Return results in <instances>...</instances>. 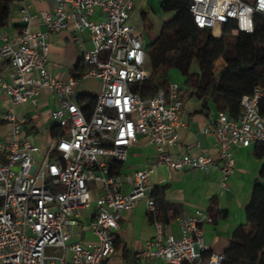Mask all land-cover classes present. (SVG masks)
<instances>
[{
	"label": "built area",
	"instance_id": "2783aa9c",
	"mask_svg": "<svg viewBox=\"0 0 264 264\" xmlns=\"http://www.w3.org/2000/svg\"><path fill=\"white\" fill-rule=\"evenodd\" d=\"M18 7L23 26L17 37L0 34V101L10 106L0 113L10 128L0 138V264H111L121 214L143 200L148 212L155 211L149 186L154 166L208 172L219 162L225 188L236 170L234 149L264 144L262 94L255 90L242 98L237 120L219 112L209 127L219 140L218 160L168 151L178 144L190 93L176 84L155 97L133 91L150 77L144 36L129 24L134 0H56L52 9L40 11L21 0ZM189 11L197 27L217 37L219 31L221 37L222 28L232 23L239 31L253 32L254 17L264 15V5L262 0H190ZM249 23L251 30L245 26ZM35 24L43 30L32 31ZM70 27L77 35L88 33L93 49L83 50L78 40L85 69L80 78L61 80L48 69L49 38ZM89 78L99 79L101 88L86 115L77 90ZM44 92L55 98L49 121L57 136L37 162L40 149L25 135L24 119L13 110L25 103L37 107ZM142 137L154 148V163L130 175L113 172L112 166L123 165ZM93 204L89 229L95 242H71ZM175 223L178 238L157 221L155 238L136 261L121 264L224 263V255L210 251L203 238V225L213 224L209 210L181 215ZM47 249L60 253L48 256Z\"/></svg>",
	"mask_w": 264,
	"mask_h": 264
},
{
	"label": "crops",
	"instance_id": "0c3cea01",
	"mask_svg": "<svg viewBox=\"0 0 264 264\" xmlns=\"http://www.w3.org/2000/svg\"><path fill=\"white\" fill-rule=\"evenodd\" d=\"M157 1L159 0H134L135 7L131 12L129 24L136 27L138 32L144 36V39L143 28H148L146 24L142 25L139 18L133 17L132 14H135L136 17L141 12L142 15L145 14L147 22L150 24L149 27L152 28L153 21H158L159 17L158 9L154 7ZM29 2L35 11L50 10L56 4V0H44L43 3L36 0H29ZM18 6L16 5L13 8L9 26L0 30V34L6 33L10 39H15L23 26ZM96 18H99V15ZM31 30L37 32L43 29L35 24L31 27ZM160 33L149 36L150 43L156 40ZM78 40L82 43L83 50L90 51L93 49L88 33L77 35L71 27L50 36L48 69L55 78L66 79L78 73L77 69L79 67L85 69L83 50L77 43ZM147 45L145 39V47ZM234 75L238 81L245 77L242 74ZM178 80L179 77L176 74L169 72L170 84H176L183 89V85H180ZM100 88L101 85L99 84L98 93L95 95L91 92H85L82 95L97 97ZM250 88L252 87L250 86ZM243 92L246 93L244 89ZM189 93L190 95L184 100L183 126L179 131L178 144L173 148H169L168 151L174 155L187 154L193 157L205 155L218 160L219 140L215 134L210 132L209 127L215 123L219 110L213 100L204 102L195 96L194 90H190ZM80 96L77 90V100ZM25 104L18 105L13 111L15 115L24 119V123L29 119L33 121L32 127L36 129V133H31L33 137L30 138L25 127L24 132L28 139L40 149L35 154V160L40 162L47 146L43 148L45 140L41 138L42 124H35L34 119L37 115L43 114L49 122L50 112L55 106V98L44 92L37 107L30 103L35 107V113L21 112ZM85 106L82 107L85 108ZM0 108L2 109L1 113L10 111V106L4 101H0ZM17 110L20 112L18 113ZM5 131V134H2L0 138H6L10 128L7 126ZM53 133H56L54 128L48 134L50 139L53 138ZM154 153L153 146L149 144L147 138L142 137L139 143L129 150L127 161L121 165V174L124 176L130 175L136 170L152 165L154 163ZM233 156L236 161V170L227 181L225 188L221 186L222 174L219 162L208 172L191 169L178 171L168 169L163 165H156L149 178L151 189L168 187L166 198L170 203L181 207V215H191L195 211H208L213 201L218 204V209L225 213L224 218L215 224H204L202 230L205 244L209 250L223 255L234 232L237 228L246 224V213L253 203L256 182H260L264 186V150L257 149L256 144H254L248 148L234 149ZM95 209V204H93L89 211L84 212L81 225L74 230L71 242L85 245L95 242V236L89 229ZM168 229L176 238L180 236L176 223L171 224ZM156 233L157 229L148 215L146 200H143L133 211L123 212L119 220V228L114 236L116 251L110 263L135 262L136 255L144 249L149 241L155 238ZM146 264L161 263L147 262Z\"/></svg>",
	"mask_w": 264,
	"mask_h": 264
},
{
	"label": "trees",
	"instance_id": "16d2710c",
	"mask_svg": "<svg viewBox=\"0 0 264 264\" xmlns=\"http://www.w3.org/2000/svg\"><path fill=\"white\" fill-rule=\"evenodd\" d=\"M21 0H0V30L6 29L12 17L13 8ZM251 2V0H250ZM190 0H163L160 10L173 14L166 22L160 35L146 46L149 79L133 91L143 97H155L159 90L168 89L169 72L176 69L184 78L183 90L195 91V96L204 102L213 100L219 112L226 113L230 119L237 120L241 113V100L245 95L258 90L260 114L264 117V15L256 14L253 20V32H242L232 23L222 28L221 37L214 31L201 29L194 23L189 11ZM142 20L149 29L147 16ZM222 62L216 66L218 61ZM197 64L198 72L194 70ZM84 68H78L74 77L80 78ZM234 74H242L252 87L250 92L236 86ZM235 82L230 84L226 78ZM237 87L241 88L238 89ZM191 94H193L191 92ZM96 101L95 96L81 95L78 99L86 115H90ZM30 119L24 123L28 132L36 133ZM4 122L0 120V126ZM53 138L57 133L52 134ZM264 150V144H256ZM115 173H121V165H113ZM264 176V174H263ZM167 186L152 189L151 198L155 204L154 213L148 212L152 224L159 221L170 226L181 215V207L170 203L166 198ZM209 213L213 224L224 218V212L218 204L212 202ZM223 264H264V186L256 182L253 203L246 213V224L237 228L224 253Z\"/></svg>",
	"mask_w": 264,
	"mask_h": 264
},
{
	"label": "rangeland",
	"instance_id": "374dc122",
	"mask_svg": "<svg viewBox=\"0 0 264 264\" xmlns=\"http://www.w3.org/2000/svg\"><path fill=\"white\" fill-rule=\"evenodd\" d=\"M161 1L162 0L157 1V4L154 6L156 9H158V12H159L158 13V15H159L158 21H156V22L153 21V26H152V28H149V30L146 29V28H143V33L145 35V39H146V42H147L148 45L151 42L149 36H151V35L152 36H155L156 34L160 33L161 32L160 30L162 29V26L166 22H168L170 19L173 18V14L164 13V12H162L160 10L159 6H160V2ZM150 11L153 12L152 10H150ZM132 15L135 18H139V21H140V23L142 25L145 24L144 21L142 20V12L139 13L137 15V17H136L135 14H132ZM217 35L219 37V35H220L219 31H217ZM221 62H222V60L218 61L216 63V66L219 65ZM194 65H195L194 66V70L196 72H198V68H197L198 66H197L196 62H195ZM170 73L176 74L179 77V80H178L179 84L180 85H183L184 78L182 77V75L180 74V72L178 70L172 69V70H170ZM226 80L228 82H231L230 84H233L235 82L233 79H231L229 77H227ZM99 84L101 85V81L99 79H97V78L84 79L82 81V83L80 84V86L78 87V93H79V95H82V94H85V92H91L93 95H95V94L98 93V85ZM235 84H236V86H240L241 88L247 90L248 92H250V90H251L249 83L244 78L240 79ZM35 111H36L35 110V107L33 105H31L30 103L25 104V106L23 107V110H21V112H25V113H27V112L28 113H35ZM1 112H2V109L0 108V113ZM17 112H18V110H17ZM44 119H45V117H44L43 114L42 115L41 114L40 115H37V117L34 119L35 124H39V125L42 124L43 131L41 133V138H43L45 140V143L43 145V148H45L46 146H48L49 143L51 142V139H50V137H48V134L54 128V125H53L52 122H50V121L48 122V120H46V119L44 120ZM4 127H5V125L4 126H0V136H2V134H5V132H6L5 130H7V126L5 128ZM28 134H29L30 138L33 137V135L31 134V132H28ZM59 253H60V251L57 250V249H47V251H46V254L48 256L59 255Z\"/></svg>",
	"mask_w": 264,
	"mask_h": 264
},
{
	"label": "clouds",
	"instance_id": "9594fccd",
	"mask_svg": "<svg viewBox=\"0 0 264 264\" xmlns=\"http://www.w3.org/2000/svg\"><path fill=\"white\" fill-rule=\"evenodd\" d=\"M262 5H264V0H262ZM246 27H248L249 28V30H251V25H250V23L249 24H247V25H245Z\"/></svg>",
	"mask_w": 264,
	"mask_h": 264
}]
</instances>
